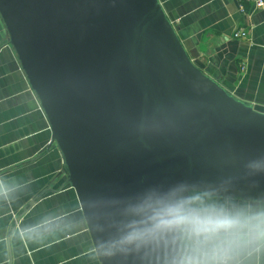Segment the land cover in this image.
I'll return each instance as SVG.
<instances>
[{
    "label": "water",
    "instance_id": "1",
    "mask_svg": "<svg viewBox=\"0 0 264 264\" xmlns=\"http://www.w3.org/2000/svg\"><path fill=\"white\" fill-rule=\"evenodd\" d=\"M0 18L100 264H143L101 245L181 184L264 203V112L193 61L160 0H0Z\"/></svg>",
    "mask_w": 264,
    "mask_h": 264
},
{
    "label": "crops",
    "instance_id": "2",
    "mask_svg": "<svg viewBox=\"0 0 264 264\" xmlns=\"http://www.w3.org/2000/svg\"><path fill=\"white\" fill-rule=\"evenodd\" d=\"M160 2L193 61L264 112V0ZM241 28L246 39L234 37ZM67 178L0 18V264H100Z\"/></svg>",
    "mask_w": 264,
    "mask_h": 264
},
{
    "label": "clouds",
    "instance_id": "3",
    "mask_svg": "<svg viewBox=\"0 0 264 264\" xmlns=\"http://www.w3.org/2000/svg\"><path fill=\"white\" fill-rule=\"evenodd\" d=\"M134 212L142 218L101 245L106 255L135 253L143 264H264V203L181 184Z\"/></svg>",
    "mask_w": 264,
    "mask_h": 264
},
{
    "label": "built area",
    "instance_id": "4",
    "mask_svg": "<svg viewBox=\"0 0 264 264\" xmlns=\"http://www.w3.org/2000/svg\"><path fill=\"white\" fill-rule=\"evenodd\" d=\"M263 5V2L262 1H259L258 3H257V6L258 7H261ZM241 11L243 12V13H246V8H245V6L244 5H241ZM234 37L235 38H242V39H246L247 38V32H246V30H245V28H241V29H239L237 32H235L234 33Z\"/></svg>",
    "mask_w": 264,
    "mask_h": 264
}]
</instances>
